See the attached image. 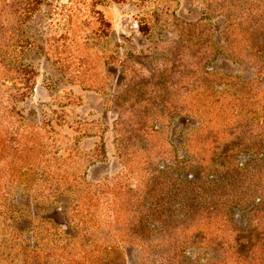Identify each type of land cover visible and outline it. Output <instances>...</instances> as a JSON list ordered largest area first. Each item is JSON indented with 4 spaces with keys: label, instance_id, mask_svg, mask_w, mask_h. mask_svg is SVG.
Instances as JSON below:
<instances>
[{
    "label": "rangeland",
    "instance_id": "1",
    "mask_svg": "<svg viewBox=\"0 0 264 264\" xmlns=\"http://www.w3.org/2000/svg\"><path fill=\"white\" fill-rule=\"evenodd\" d=\"M252 3L0 0V264H264Z\"/></svg>",
    "mask_w": 264,
    "mask_h": 264
},
{
    "label": "trees",
    "instance_id": "2",
    "mask_svg": "<svg viewBox=\"0 0 264 264\" xmlns=\"http://www.w3.org/2000/svg\"><path fill=\"white\" fill-rule=\"evenodd\" d=\"M221 1V0H218ZM256 3H260L264 0H254ZM254 8H248L247 14L244 16L243 20L238 23L235 19L233 21H228L224 26L226 33H232L234 35L243 36V45L248 47V51L253 53L257 58L258 62H260V68H258V73L264 74V8L256 6V4L252 3ZM216 9L215 12H221V14L231 15L230 14V6L225 7L220 3L214 2ZM225 23V21H224ZM224 30V32H225ZM234 46V45H233ZM256 150L260 146H255ZM207 183L209 184H217L212 180L207 178ZM202 185H200V189L203 190L206 185L204 181H201ZM216 189V188H215ZM214 192L216 190H213ZM235 203H230L229 207L235 206ZM159 211V210H158ZM146 222V219H145ZM149 222V221H148ZM147 222V223H148Z\"/></svg>",
    "mask_w": 264,
    "mask_h": 264
}]
</instances>
